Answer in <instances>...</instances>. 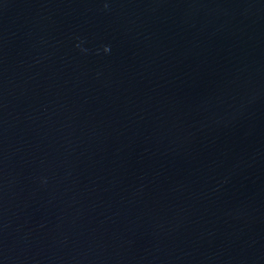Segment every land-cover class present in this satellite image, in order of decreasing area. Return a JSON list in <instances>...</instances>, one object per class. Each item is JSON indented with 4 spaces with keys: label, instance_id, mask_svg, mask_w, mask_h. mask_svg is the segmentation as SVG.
<instances>
[{
    "label": "water",
    "instance_id": "1",
    "mask_svg": "<svg viewBox=\"0 0 264 264\" xmlns=\"http://www.w3.org/2000/svg\"><path fill=\"white\" fill-rule=\"evenodd\" d=\"M0 264H264V0H0Z\"/></svg>",
    "mask_w": 264,
    "mask_h": 264
}]
</instances>
